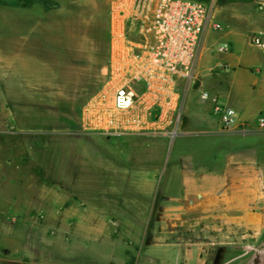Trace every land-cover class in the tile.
<instances>
[{"label": "rangeland", "instance_id": "374dc122", "mask_svg": "<svg viewBox=\"0 0 264 264\" xmlns=\"http://www.w3.org/2000/svg\"><path fill=\"white\" fill-rule=\"evenodd\" d=\"M113 1L0 0V264H102L98 252L114 258L123 245L132 248L125 264H168L170 253L186 264L187 252L192 263L264 264L261 161L246 213L232 208L199 216L183 209L188 203L158 201L142 217L148 227L141 242H130L120 230L75 233L70 208L87 215L90 196L105 203L101 193L118 188L104 185L109 181L154 177L159 194H179L182 187L170 178H198L193 164L206 165L207 177L215 178L214 167L224 160L215 147L200 148L198 141L194 151H179L191 147L184 136L124 141L88 130L86 108L105 82ZM197 1L213 7L214 19L224 7L259 2ZM224 32L207 34L216 41ZM213 43L214 51L223 44ZM206 188L207 203L211 194L231 191L214 184Z\"/></svg>", "mask_w": 264, "mask_h": 264}, {"label": "crops", "instance_id": "0c3cea01", "mask_svg": "<svg viewBox=\"0 0 264 264\" xmlns=\"http://www.w3.org/2000/svg\"><path fill=\"white\" fill-rule=\"evenodd\" d=\"M257 1L259 2L236 3L230 8L224 7V11L222 9L219 12L215 21L222 25L223 30L220 31L225 30L224 34L216 41L210 34L205 35L197 57L193 79L187 88L181 82L177 84V93L180 96L177 103L181 109L178 123L179 136L189 139L191 146L189 149L184 147L179 151L195 149L197 141L200 148L215 147L216 155L224 159L220 165L216 164L214 167L218 173L217 176L208 178L205 172L206 165L199 164L196 167L193 164L191 169L198 170V178L183 174L181 178L169 180L173 185L182 187V192L179 194L173 190L159 194L157 192L159 179L154 177L109 181L104 185L118 188L113 193L111 190H108V193H101L105 203H99L96 200L97 196H93L94 199L90 196L87 200L89 202L87 215L70 208L71 224L76 227L75 233L94 236L120 230L125 235L129 234L130 242H141L142 235L148 227V222H144L142 217L144 213L149 214L154 202L158 201L188 203L183 206V209L199 216L207 212L219 213L232 208L246 213L248 204L252 200L249 186L254 185L256 162L264 163V158L257 159L255 156L256 153H264V131H253L245 135L219 133V115L214 112L210 100L200 99V93L207 92L211 97L216 98L218 103L232 107L236 112L237 125L254 129L258 117L264 115V50L255 47L249 41L252 33L264 32V0ZM235 26H247L250 30L238 32ZM219 41L223 42L222 45L230 47L229 53L213 50V42ZM110 52L109 37L108 56L102 65L105 82L101 92L95 95L86 108L88 130L124 141L158 137L152 130L164 128L167 123L160 125L147 118L140 122L139 127L131 126L127 117L117 122L116 113L112 109L114 90L107 81ZM135 88L140 92L143 86L135 83ZM117 127L125 129L124 134L118 136L107 134L108 130ZM173 166L180 168L178 164ZM262 168L264 167L259 166L258 169ZM208 184H214L220 191L225 186L231 187V191L221 193L217 198L211 194L212 197L209 199L211 202L207 203L206 186ZM127 187H130L129 190ZM110 199L114 202L111 203ZM79 203L81 205V202ZM239 220L244 222V217H240ZM162 222L165 225L169 223L167 219H162ZM204 228L206 227H202L203 230ZM133 234L141 236L132 237ZM95 240H97L96 237L93 244H96ZM126 240H128L127 236ZM119 248V254L114 258L104 252L102 254L98 252L101 263L125 264L126 251L132 248L126 245ZM198 248L200 249V245ZM167 256L170 258L167 261L168 264H178L176 263L178 258L173 253ZM192 258L191 253L187 252L186 264H200V259L192 263ZM141 263L144 264L146 261L142 260Z\"/></svg>", "mask_w": 264, "mask_h": 264}, {"label": "built area", "instance_id": "2783aa9c", "mask_svg": "<svg viewBox=\"0 0 264 264\" xmlns=\"http://www.w3.org/2000/svg\"><path fill=\"white\" fill-rule=\"evenodd\" d=\"M223 30L214 19L213 7L197 0H115L109 13L111 43L107 81L114 90L112 109L116 120L128 118L131 126L150 118L164 128L152 130L169 140L179 136L180 106L177 84L191 82L203 38L207 32ZM255 47L264 50V32L249 36ZM229 53L230 47L217 48ZM135 83L143 86L138 92ZM219 115L221 134H248L264 131V115L254 129L237 125L236 112L218 103L207 92ZM125 129L108 130V135L124 134Z\"/></svg>", "mask_w": 264, "mask_h": 264}, {"label": "trees", "instance_id": "16d2710c", "mask_svg": "<svg viewBox=\"0 0 264 264\" xmlns=\"http://www.w3.org/2000/svg\"><path fill=\"white\" fill-rule=\"evenodd\" d=\"M9 3V2H8ZM10 4H14V2L13 1H10Z\"/></svg>", "mask_w": 264, "mask_h": 264}]
</instances>
